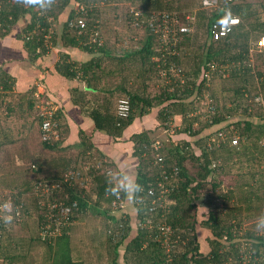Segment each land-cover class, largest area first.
I'll return each mask as SVG.
<instances>
[{
  "label": "trees",
  "instance_id": "obj_1",
  "mask_svg": "<svg viewBox=\"0 0 264 264\" xmlns=\"http://www.w3.org/2000/svg\"><path fill=\"white\" fill-rule=\"evenodd\" d=\"M121 1L128 2L134 9L140 8L139 24L135 29L142 34L139 35L138 47L124 53H116L110 51L107 42H93L90 33L98 27L102 36L104 35L105 27L109 23L105 20L109 11L108 5ZM257 2L220 0V9L202 10L199 9L200 0H52L39 11L35 10V6L40 4L39 0L28 5L24 4L23 0L0 1V39L16 33L14 27L21 25L16 35L23 41L30 61L39 63L52 47H79L89 52L90 57L79 63L71 59L69 53H62L61 63L56 65L59 73L66 77H76L81 70L83 74L80 79L87 85H92L98 78L108 79L109 76L111 79L115 75H122L121 83L113 84V91L118 93V100L122 97L129 98L130 114L127 117L118 116V100H115L113 95H108L102 102L97 103L87 114L93 119L95 129L106 130L114 140L123 141L127 131L132 129L124 141L132 143L130 155L136 159V173L127 181L132 183L133 187L135 184L140 186L134 192L131 191L132 205L135 206L139 221L149 219L153 214L148 212L146 202L136 205L135 198L150 188L157 187L158 181L162 179L161 169L155 164V158L150 151V146L155 140L154 135L157 129L168 125L172 118L181 117L183 127L179 130L180 138L174 140L172 136L170 145L162 146L160 151L165 156L168 167L180 168L178 176L175 179L170 178L168 182L173 188L170 193L173 202L165 218L174 229L185 231L183 237L186 242L174 244L175 250L178 245L183 246V250L171 254L174 264H241L238 257L243 242L252 247L253 255L264 256V234H255L248 230L241 235L244 220L260 215L264 210V70L261 67L264 62L253 66L248 64L251 51L264 36V18L260 15V7L264 2L256 8ZM77 3L84 4L85 9L78 11ZM194 7L198 9L197 30L178 38L174 46L175 54L172 50L160 51L159 38L151 25L153 12L182 13L185 9L194 10ZM131 15L135 19V14ZM48 16L54 18V32L46 38L45 29L39 32H33V29L37 23L47 27ZM225 16H237L240 21L227 36L215 40L210 34V26ZM79 17L85 18L87 23L83 31L70 26V21ZM200 32L207 35L197 45L196 51H192L194 40L200 39ZM155 57L160 58V61H156ZM161 57L182 68L187 66L186 63L194 62L196 68L192 74L183 68L186 83H181L180 80L171 82L168 86H171V90L164 88L159 94L150 95L147 90L155 82L153 78L156 74L158 77L160 75L159 64L163 62ZM108 59L110 61L106 63ZM209 62L226 64L229 72L225 73L226 69L217 68L211 71L209 78H205L203 73L200 74V70L207 68ZM133 75L135 81L130 85L128 83ZM224 90H227L228 97H225V104L220 106ZM34 95L35 87L23 94L17 93L15 78L0 65V154L5 145L18 140L15 135L19 133H24L23 139L27 140V131L36 126L41 135L44 116L39 103L46 95L44 93L39 98ZM209 97L212 101H208ZM86 101L89 110L93 104H90V99ZM228 101L233 103L232 106H226ZM243 104H246L245 110L251 111L252 117L232 119L230 116H234L233 112ZM252 105L257 106V110H254ZM213 107L215 112L211 113ZM197 110L199 112L196 113ZM153 111L157 114L155 127L141 131L133 129L137 121ZM62 118L60 108H57L53 121L59 138L54 143L42 140L52 154L34 157L28 169L35 173L29 180L24 181L22 188H18V199L13 202L15 205L20 204V208L10 213L11 223L4 222L1 226L0 264H26L28 252L33 249L34 242H41L46 247L47 252L42 264H86L81 256L74 255L75 245L77 246L74 234L76 223L88 210L103 214L108 220L105 234L106 246L111 252L110 264H120L121 249H124L125 264L130 261L167 264L169 257L162 250L159 232L139 226L134 231L130 214L126 218L124 216L127 213L125 208L122 209L124 211L118 210L121 214L125 213L120 216L113 212V208V211L111 210L110 205L118 194L129 200V191L118 190L116 179L121 173L116 171L117 168L112 162L104 159V154L95 147L92 135H89L87 130L80 129L81 140L76 155L65 154L59 150L63 136ZM16 124L19 125V131L15 130ZM212 128L216 130L211 131ZM220 131L227 133L226 141L212 147L206 145L205 139ZM235 132L242 137V142L239 141L237 145L231 142ZM82 157L84 161L87 157L95 158L100 165L91 164L90 188L79 185L77 189L69 190L72 199L79 202V210L74 213L73 223L63 227L57 235L43 237L39 230L40 221L43 219L42 209L35 205L37 234H29L26 241L19 240L15 234L17 231L14 223L25 224L32 214L27 202L21 200L23 192L31 193L34 184L39 180L60 181L69 168L80 169L78 159ZM234 166H237L236 173L232 171ZM109 170H112V174L108 173ZM226 173L238 181H246L241 184L234 182L224 189L222 185ZM115 184L117 186H114ZM78 191H82L83 196ZM220 198L226 206L219 205ZM104 203L109 208H103ZM199 205L209 208L207 218H198ZM161 216L158 211L154 213L153 220L156 222ZM197 225L213 235L208 238L210 248L207 252L201 250L205 248L198 242L200 234H197ZM258 264H263L262 260L258 261Z\"/></svg>",
  "mask_w": 264,
  "mask_h": 264
},
{
  "label": "rangeland",
  "instance_id": "obj_2",
  "mask_svg": "<svg viewBox=\"0 0 264 264\" xmlns=\"http://www.w3.org/2000/svg\"><path fill=\"white\" fill-rule=\"evenodd\" d=\"M258 2L255 3L256 8L260 7V4L264 2V0H257ZM198 1H196L195 6H197ZM75 6V5H74ZM108 13L105 16V20H107L108 26L105 27L106 30L104 32V35L102 36L103 38V42H107V46L110 49V51H115L116 53H124L126 51H129L133 48L138 47V41L140 39V36L142 33L138 32L137 28V24L134 22V19L132 17V8L129 6L128 2H124L121 1L119 3L116 2H112L109 3L108 5ZM261 11H260V15L262 18H264V5H261ZM143 9V8H142ZM141 9V11H142ZM197 7H194V10H196ZM136 10H140L139 7L136 8ZM188 11L187 9L183 10L182 12H186ZM132 17V18H130ZM133 21V22H132ZM22 24V22H20ZM136 25V26H135ZM14 29L18 32L21 29V25H16L14 27ZM195 29L197 30V24L195 25ZM202 32V31H201ZM200 32V39L194 40V48H192V51H196L197 45H199L200 41L203 40L207 34L205 33H201ZM156 34V33H155ZM157 35V34H156ZM158 36V35H157ZM158 49L160 50V45H158ZM162 49V48H161ZM263 51V46H259L257 45L255 47V49H253L251 51V56L249 59V62H251L252 64H250L248 62L249 65H255V64H262L264 62V51ZM156 58V57H155ZM108 61H110L109 59L107 61H105L106 63H108ZM192 63V64H191ZM189 62L186 63L187 66L184 65L183 68H185V70L189 73H193L196 66L194 65V62ZM217 64V68H220L219 70H225V73H228L229 71V67L226 64ZM245 64V63H244ZM263 66H261L264 70V64H262ZM216 68V69H217ZM133 69V68H132ZM218 70V71H219ZM202 73V70H200V74ZM264 75V72H263ZM80 79V78H78ZM155 80V82L153 83V85H151L148 90L147 93L150 95H157L160 92H162L165 89H170V87H168L171 84V79L170 78H164L163 76L159 77L156 74V77L153 78ZM81 80V79H80ZM113 83H117L120 84L122 81V75H115L112 79ZM135 81L134 79V75L130 78V82L128 84L132 85L133 82ZM138 85H136L137 87ZM195 88V87H194ZM172 89V88H171ZM170 89V90H171ZM44 90V89H42ZM205 91H207V89L205 88ZM43 91H37L35 93L34 96H36V98H39L37 96V93H39V96H42ZM208 92V91H207ZM227 90L223 91V95L221 97L220 100V106L225 104V97H228L226 95ZM44 94V93H43ZM118 95V93L116 94ZM210 98V97H209ZM208 98V99H209ZM259 99V98H258ZM118 100V99H117ZM233 104V103H232ZM231 102H227L226 106H232ZM254 110H257V106L252 105ZM54 109H57V107L53 106ZM234 107V106H233ZM246 104L241 105L236 111L233 112L234 116H230L232 119H239V118H250L252 117V115L250 114L251 111L245 110ZM199 112V110L196 111V113ZM226 115H229L228 112H225ZM229 117V118H230ZM230 118V119H231ZM171 123L176 124V132L173 134H164L162 132V127L161 129H157L156 134L154 135L155 138H160L162 140L163 146H169L170 145V141L173 139V137L175 138L174 140H178V138H180L179 136V130L180 128L183 127L182 125V120L180 116H176L175 118H172ZM225 124V122H223ZM222 123V124H223ZM15 125V124H14ZM13 125V127H14ZM19 126V125H18ZM18 126L16 124L15 126V130L19 131ZM215 128H218V125L215 126ZM215 128H212L211 131L216 130ZM16 131V132H17ZM28 137H26L27 140L23 139L24 133H19L17 135H15L18 140H16L14 143H9L8 145H5L3 147V150L0 154V199H8L11 198L10 202L13 203L15 201V199L17 200L18 198L16 197L18 188H22L24 184L25 180H29L33 174L35 173L34 171H30L28 168L29 166L32 164V161L34 159V157H36L37 155H45L48 156L52 153L49 149H47L44 146V143L42 141V136L40 135V131L38 130V128L35 126L32 129H29L28 131ZM173 136V137H172ZM235 137H239L240 142H242V137L241 135L238 134V132L234 133ZM166 139V140H165ZM165 140V141H164ZM206 145H207V139H205ZM60 150V149H59ZM61 151V150H60ZM79 151V147L73 149L72 153L73 155H76ZM28 152V153H27ZM70 152H66L65 154H69ZM95 153V152H94ZM56 154V152L54 153V155ZM59 154V153H57ZM84 157L79 158L78 159V163L81 164L80 169L83 170V172H85V176L86 174L87 179H84V185L86 188H90L91 186V180H92V174L89 172L91 164L99 166L100 163H98L99 161H96L95 158L89 159L88 157L85 159V161L83 160ZM81 161V162H80ZM224 162V161H222ZM225 164V162H224ZM229 164V163H228ZM237 166L232 167V171L233 172H237L236 170ZM249 175H246V178H248ZM121 177H119L118 179H116V182H118L117 184L119 185V183L121 182ZM238 180L234 179L232 177L231 174H227L224 175V182L222 185V188L226 189L230 184H234V182H237ZM246 180H239L238 182H240V184L242 182H245ZM221 190V189H219ZM24 194L21 197V200L26 201L27 204L29 205V209H31V215L30 217H28V220L25 224L22 225H17L14 223L15 225V230L17 232H15L16 236L19 237V240H25L26 238H29V234H37V216H36V212H35V205H39L40 201H43V198H38L35 194H33L32 192H23ZM7 194V195H5ZM9 194V195H8ZM129 194V193H128ZM20 197V196H19ZM127 198L129 199L130 196H127ZM127 200V199H126ZM127 203L129 204L128 207H126L124 210L127 211V213H123L125 214V218L127 215L130 214V217L132 218V223L134 225V231L136 230V228H138V224H139V219L137 216V211L134 208L135 206L132 205L133 202H130V200H127ZM227 203L229 204L230 201H227ZM219 205H224L223 204V200L220 198L219 199ZM103 208H109V206L104 203ZM110 208L112 210V205H110ZM227 208V207H225ZM122 210V211H124ZM208 210L209 208L205 205H199V209H198V218H207L208 217ZM113 211V210H112ZM121 211V210H120ZM120 211H113V212H117L120 215L121 214ZM263 213H261L260 215H257L255 217H252L250 219H245L244 220V224H243V228H242V232L241 235L243 236L245 234V231L247 232L248 230L255 232V234H264V227L258 228V223L261 217H264V210H262ZM27 219V217H26ZM108 223V220L106 218L105 215L103 214H98L93 212L92 210H88L86 212V214L83 216V218L81 220H79L76 225H75V234H74V238L77 240V246L75 245V252L74 255L75 256H81L86 264H110L111 261V252L110 249L106 246V234H105V229H106V225ZM197 229V234L199 232V236H198V242H200V244H203V247L205 249H201L202 251L207 252L208 249L210 248V246L208 245L207 241L208 238L211 236H213L208 230L200 227V225H197L196 227ZM40 230V229H39ZM177 232L179 234L182 235L184 234V230L183 229H178ZM131 238V236L129 237ZM82 239V240H80ZM83 241V242H82ZM41 243V242H40ZM39 242H34V246L33 249L30 250L28 252V257H27V262L26 264H42V261L45 259L46 256V247L45 245H43L42 243L40 244ZM206 244V245H205ZM17 247V246H16ZM164 254H167V249L162 248ZM168 250L170 251V253H174L175 251H181L183 250V246L182 245H178L176 250L174 249V247H170L168 248ZM123 252L124 249H121V255H120V259L119 262L120 264H125V260L123 259ZM170 262H172L171 260L173 259V256H170ZM1 260V259H0ZM124 260V261H123ZM129 264H153V263H149V262H131ZM164 264V263H161ZM168 264V262H167Z\"/></svg>",
  "mask_w": 264,
  "mask_h": 264
},
{
  "label": "built area",
  "instance_id": "obj_3",
  "mask_svg": "<svg viewBox=\"0 0 264 264\" xmlns=\"http://www.w3.org/2000/svg\"><path fill=\"white\" fill-rule=\"evenodd\" d=\"M2 1V0H0ZM12 1V0H11ZM14 1V0H13ZM54 1V0H53ZM239 1V0H231ZM199 9H211L218 10L220 9V0H200ZM42 6L37 4L35 10H41ZM76 8L78 11L84 10L85 5L77 3ZM197 10H188L186 12H167V11H155L151 17V25L154 28L155 33L158 35L160 42V51L171 52L175 54L174 46L176 41L180 36L193 32L195 25L197 23ZM42 14V12H40ZM134 16V22L139 24V14L140 11L132 8L131 11ZM240 19L237 16H225L224 18L213 22L210 26V34L213 39L218 40L227 36L231 30L239 23ZM48 26L43 27L38 23L35 25L33 32H39L46 30V38H49L50 35L54 32L53 22L54 18L52 16L47 17ZM86 20L83 17L77 19H72L70 21V26L78 28L83 31L86 28ZM31 33V32H30ZM91 34V40L93 42L99 41L102 42V34L100 29L95 28ZM259 46H264V36L258 41ZM51 46V44H50ZM173 48V49H172ZM161 57L162 64H159L160 76L164 78H170L171 82L181 81V83H186L185 71L184 69L171 61L167 62L165 58ZM156 61H160L158 57L154 58ZM166 64L165 66H162ZM169 67V68H168ZM76 68V67H75ZM217 64L215 62H209L207 68L202 70L205 78L211 76V71L216 70ZM83 72L79 70L77 78L82 77ZM42 93V92H41ZM39 96V93H37ZM208 101H212L211 98ZM39 107L41 108L42 115L44 116L43 123L41 125V136L42 140L48 143H54L56 139L59 138L58 132L54 129L55 122L53 121V115L56 109L50 101L41 98ZM131 104L129 98L122 97L117 102V114L119 117H127L130 114ZM215 112V108H211V113ZM176 124L169 123L164 126L162 132L164 134H173L176 132ZM227 138V133L220 131L217 133H212L207 139V145L212 147L213 145H220L221 142H225ZM239 137H233L231 142L233 145L239 144ZM163 146L162 140L160 138H155L150 146V151L152 152L155 160V164L160 167L161 178L157 187L150 188L147 192H144L142 195L135 198V204L140 205L142 202H146L148 206V212L153 214L160 212L162 214L161 218L156 222L153 220V217L145 220L139 221L138 226L141 228H147L148 230H156L159 232V241L161 246L164 249H167L168 257L172 256L168 248L174 247V244H179L181 242L185 243L186 240L182 237L181 234L177 232V229H174L171 224L167 223L165 220L168 212L171 210L172 199L170 193L172 191V186H169V179H175L180 168L178 166L168 167L165 163V156L160 152ZM34 166V165H33ZM109 174H112V170L108 171ZM171 173V174H169ZM87 174L81 169L69 168L65 171L63 179L60 181H50V180H39L34 184L33 194L38 198H43V201H40L39 206L42 209L43 219L40 221V234L43 237H49L52 235H57L61 233V230L65 226H70L73 223V216L76 211L79 210V202L73 200L70 194L71 189H77L84 185V179H87ZM83 196L82 191H78ZM6 202H10V199L0 200V206L4 205ZM11 212L20 208V204L15 205L11 203ZM127 200L123 197L122 194H118L116 198L112 201V208L114 211L122 210L127 207ZM6 211L0 210V230L2 224L5 222L4 217L9 215ZM252 247L245 242L242 243V248L239 251L238 262L241 264H258V261L262 260L264 264V256L259 257L253 255ZM171 258H168V264H174L170 262Z\"/></svg>",
  "mask_w": 264,
  "mask_h": 264
},
{
  "label": "crops",
  "instance_id": "obj_4",
  "mask_svg": "<svg viewBox=\"0 0 264 264\" xmlns=\"http://www.w3.org/2000/svg\"><path fill=\"white\" fill-rule=\"evenodd\" d=\"M17 33V32H16ZM16 33L0 39V65L13 78H15V91L24 93L35 87L37 91L45 93V100L60 108L62 113V141L59 144L63 153H72L73 149L80 143V129L83 128L92 135L95 147L104 154V159L112 162L117 172H120L121 179L129 180L136 173V159L130 155L132 143L124 141L132 132L127 131L123 141L114 140L107 132L94 128L93 119L89 118L88 111L107 98L113 95L117 100V92L113 89L112 78H98L92 85H87L83 79L66 77L57 71L56 65L61 63V54L69 53V57L79 63L90 57L89 52L79 48H64L63 46L52 47L39 63L30 61L23 41L17 38ZM44 89V90H42ZM90 99L93 104L88 110L86 100ZM156 111L146 115L133 126L136 131L151 129L157 125ZM113 160V161H111ZM119 173V174H120ZM120 179V180H121ZM129 200L132 202V192L129 191ZM129 205V204H128Z\"/></svg>",
  "mask_w": 264,
  "mask_h": 264
},
{
  "label": "clouds",
  "instance_id": "obj_5",
  "mask_svg": "<svg viewBox=\"0 0 264 264\" xmlns=\"http://www.w3.org/2000/svg\"><path fill=\"white\" fill-rule=\"evenodd\" d=\"M37 0H23V3L28 5V4H34L36 3ZM52 2V0H39L40 5L46 6L48 4H50ZM114 186H117L116 184ZM139 184H135V186L133 187L132 183H129L126 179H121V182L118 185V190H123L125 192L128 191H132L134 192L135 190H137L139 188ZM0 210L6 211L7 213H11V204L10 202H6L4 205L0 206ZM4 221L6 224L11 223L12 221V216L6 215L4 217ZM264 227V217H261L258 223V228Z\"/></svg>",
  "mask_w": 264,
  "mask_h": 264
},
{
  "label": "water",
  "instance_id": "obj_6",
  "mask_svg": "<svg viewBox=\"0 0 264 264\" xmlns=\"http://www.w3.org/2000/svg\"><path fill=\"white\" fill-rule=\"evenodd\" d=\"M104 132H107L106 130H103Z\"/></svg>",
  "mask_w": 264,
  "mask_h": 264
}]
</instances>
